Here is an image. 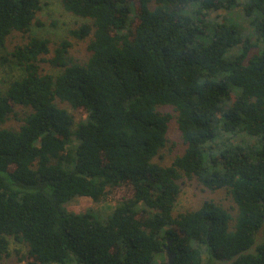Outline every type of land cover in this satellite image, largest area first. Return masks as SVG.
<instances>
[{"label": "trees", "instance_id": "1", "mask_svg": "<svg viewBox=\"0 0 264 264\" xmlns=\"http://www.w3.org/2000/svg\"><path fill=\"white\" fill-rule=\"evenodd\" d=\"M60 1L87 19L68 31L89 37L85 61L68 37L30 34L41 0H0V47L26 36L10 51L24 74L0 90V261L12 238L22 264H150L168 241L172 264H264V0ZM235 8L249 34L225 19ZM17 106L21 124L2 126ZM161 106L185 145L169 164ZM192 178L224 188L235 216L212 200L174 214ZM122 185L105 221L65 206Z\"/></svg>", "mask_w": 264, "mask_h": 264}, {"label": "rangeland", "instance_id": "2", "mask_svg": "<svg viewBox=\"0 0 264 264\" xmlns=\"http://www.w3.org/2000/svg\"><path fill=\"white\" fill-rule=\"evenodd\" d=\"M42 8L38 13V19L43 25L35 26L32 28L30 34L50 40V49H53L55 44L62 38L68 37L72 43L70 47V53L75 58L85 61L89 55L86 48L89 37L85 39H75L69 36L68 31L74 27H77L87 19L77 17L62 7L60 0H41ZM239 8L232 9V12L225 16V19L237 23L240 30L244 34H249L248 21L242 17ZM225 10L210 11V16L213 17L218 14H223ZM244 30V32H243ZM247 32V33H246ZM26 40V36L20 32H13L6 40L5 45L0 47V90H6L9 83L21 77L24 74L23 68L17 64L15 59L10 56V51L13 50L15 44L22 43ZM207 40V39H206ZM48 56H51V53ZM5 57V58H4ZM6 59V60H5ZM42 71L57 74L61 71L60 68L52 66L48 62L41 63ZM58 105L66 108L69 112L73 113L76 121L79 117H84L83 111L73 110L67 103L58 102ZM159 110L162 112H168L171 118L168 123V141L166 146L161 150L160 155L155 159L161 164H169L171 160L183 152L185 145L180 136V132L176 123V114L172 107L161 106ZM27 109L17 106L15 112L2 124L4 127L17 128L21 124V119ZM127 191V186H121L115 192L112 197H108L101 203H94L90 197L81 196L71 202H68L65 206L68 210L76 213H87L93 218L105 221L111 214L114 205L115 197L120 196L123 192ZM122 196V195H121ZM204 200H212L216 203L229 209L232 216L236 214L235 203L231 195L224 189H218L211 191L204 188L198 180L195 178L184 179L181 184V192L178 200L175 204L173 213L177 214L187 210H193L197 208ZM27 251L24 244L15 242L12 238L10 239L9 253L4 256L0 261V264H22L19 262V257L25 254ZM163 261H168L166 252L157 254L150 264H160Z\"/></svg>", "mask_w": 264, "mask_h": 264}, {"label": "water", "instance_id": "3", "mask_svg": "<svg viewBox=\"0 0 264 264\" xmlns=\"http://www.w3.org/2000/svg\"><path fill=\"white\" fill-rule=\"evenodd\" d=\"M170 241H168L165 245V252L167 254V258H168V264H172L174 257L176 256V253L174 251L171 250L170 248Z\"/></svg>", "mask_w": 264, "mask_h": 264}]
</instances>
